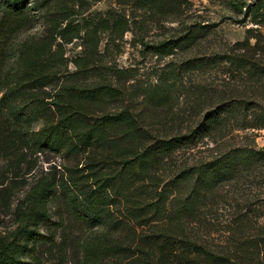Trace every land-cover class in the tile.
Segmentation results:
<instances>
[{
  "label": "trees",
  "instance_id": "1",
  "mask_svg": "<svg viewBox=\"0 0 264 264\" xmlns=\"http://www.w3.org/2000/svg\"><path fill=\"white\" fill-rule=\"evenodd\" d=\"M34 1L0 0V60L3 37L20 29L28 17L27 3ZM112 2L104 12L86 16L82 25L66 22L59 27V39L71 42L84 27L82 47L88 46L95 58L100 33L108 34L107 46L129 29L121 8L165 21L179 16L183 5V0ZM228 6L237 12L245 8L244 16L256 25L235 44L243 52L168 64L141 88L137 104L129 96L131 104L114 106L125 88L124 71L96 61L89 66L86 58L73 59L76 69L67 71L50 101L38 93L20 104L15 86L6 87L0 95V154L12 171L23 167L30 173L41 154L61 158L59 168L50 165L54 171L27 192L29 203L18 231L26 244L31 241L29 251L38 240L53 241L52 232L41 236L37 228L54 206L57 228L105 227L104 243L94 237L85 246L87 259L96 264L109 258L108 264H264V210L250 206L264 201V148L227 143L235 130L264 129V35L259 28H264V0H231ZM208 31L207 25L189 24L179 36L141 43L155 55H167L193 47ZM45 54H36L31 66L46 68ZM223 61L251 81L250 94L228 95L198 83L185 108L172 113L184 75ZM204 140L213 144L212 155L185 156ZM17 176L0 182L8 196ZM237 193H242V205L221 225L223 240L212 244L209 215ZM7 245L0 248V264H40L30 253L29 261L14 258Z\"/></svg>",
  "mask_w": 264,
  "mask_h": 264
},
{
  "label": "rangeland",
  "instance_id": "2",
  "mask_svg": "<svg viewBox=\"0 0 264 264\" xmlns=\"http://www.w3.org/2000/svg\"><path fill=\"white\" fill-rule=\"evenodd\" d=\"M231 0H183L179 16L167 20H158L152 14L143 13L140 10H131L128 7L121 8L128 19V30L122 38L116 39L114 43L107 44L108 34L100 33L98 36L97 57L90 55L88 46L82 47L81 37L84 35V27L80 28L78 37L71 42H62L58 36L59 27L66 22L72 25H82L86 22V16L96 12H104L110 5L114 6L112 0H35L28 2L25 23L15 33L5 35L2 39L3 56L0 60V95L6 87L15 86V98L20 104L30 100L34 95L40 93L50 101L54 92L62 84L67 71L76 69L73 59H81L92 66L94 62L102 65H115L124 71V89L122 97L113 105L120 107L123 104H137L141 97V88L150 82H154L160 70L167 69L168 64L178 65L190 57L211 56L213 54H232L238 56L243 52L235 45L243 41L250 33L248 28L254 27L249 17L242 12L233 11L229 6ZM255 0H247L253 2ZM120 12V13H121ZM89 19V18H88ZM135 19V23L131 20ZM189 24L207 25L209 28L205 37L187 50L176 48L173 53L167 55H155L144 48L141 42L152 44L179 36L184 27ZM84 25V24H83ZM85 26V25H84ZM264 35V28L259 27ZM264 37V36H263ZM81 43V45H80ZM253 43V39L250 40ZM88 47V48H87ZM46 52V68L31 66L35 63L34 56ZM36 55V56H37ZM264 61V55H261ZM40 63V62H39ZM251 81H247L242 71L235 69L226 61L215 66H208L198 72L184 75L179 83L177 98L173 103L172 113H178L187 105L185 102L193 96V91L198 83L208 85L216 90L224 91L228 95H240L247 97L250 94ZM122 85V84H121ZM139 94V97H137ZM49 96V97H47ZM129 96H132L131 100ZM112 105V106H113ZM166 115V114H164ZM164 116L162 115L161 118ZM187 115L184 117L186 118ZM40 123L33 125L35 129ZM228 144L247 143L256 148H264V129L235 130L228 138ZM213 144L204 140L195 148L186 152L189 158H204L212 155ZM49 158V159H48ZM46 159L49 162H46ZM61 158L54 155L41 154L37 157L36 165L30 173L25 174L22 167L18 173H14L0 154V182L9 183L18 175V184L12 195L4 193L0 185V248L8 244L13 251L10 253L18 260L29 261V255H34L40 264H96L90 262L86 257L85 246L94 237L100 238L101 242L107 239L106 229L90 227L88 225H70L68 228H57L54 225L56 216L55 207H50V215L42 220L37 228L41 236H46L50 231L55 236L53 241L38 240L31 251V241L26 244V237L19 233L18 229L24 224V212L29 203L27 192L40 179L58 169ZM260 188L258 189V193ZM257 191L253 188L252 192ZM244 192V191H242ZM242 193L235 194L219 205L218 210L213 211L210 222L213 230L208 239L212 244L223 240L221 225L233 217L237 208L242 205ZM264 196V194L262 195ZM253 203L254 197H250ZM255 204V205H253ZM250 205H261L264 210V201ZM98 240V239H97ZM18 246H20L18 248ZM25 246V247H23ZM23 247V248H22ZM23 249V252L21 251ZM30 253V254H29ZM110 259V258H109ZM109 259L102 260L101 264H108Z\"/></svg>",
  "mask_w": 264,
  "mask_h": 264
}]
</instances>
